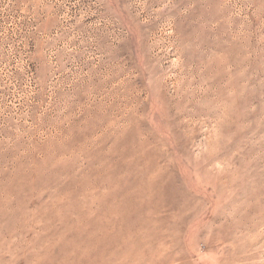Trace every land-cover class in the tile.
Returning <instances> with one entry per match:
<instances>
[{
	"label": "rangeland",
	"instance_id": "374dc122",
	"mask_svg": "<svg viewBox=\"0 0 264 264\" xmlns=\"http://www.w3.org/2000/svg\"><path fill=\"white\" fill-rule=\"evenodd\" d=\"M0 264H264V0H0Z\"/></svg>",
	"mask_w": 264,
	"mask_h": 264
},
{
	"label": "bare ground",
	"instance_id": "6f19581e",
	"mask_svg": "<svg viewBox=\"0 0 264 264\" xmlns=\"http://www.w3.org/2000/svg\"><path fill=\"white\" fill-rule=\"evenodd\" d=\"M141 196L144 197L143 194H142ZM148 196H149V195H148ZM142 197H141V198H142ZM122 199H123V198H122ZM124 199H125V198H124ZM138 199H140V198H138ZM132 200H133V199H132ZM126 201H127V199H126ZM141 201H142V200H141ZM141 201L138 202V203H139V204H140V203H143V201H142V202H141ZM144 201H145V200H144ZM131 203H132V201H131ZM131 203H126V202H125V205H124V207H122V208H126L125 210H127L128 207H131V206L133 205V204L131 205ZM136 203H137V202H136ZM136 206H138V205H136ZM140 206H141V205H140ZM131 208H132V207H131ZM125 210H124V211H125ZM129 211H130V210H129ZM142 212H143V211H142ZM131 215H132V214H131ZM131 217L134 218L133 216H131ZM138 218H139V217H138ZM121 219H123V218L121 217ZM117 220H118V219H117ZM119 220H120V219H119ZM119 220H118V221H119ZM115 221H116V220H115ZM118 221H117V222H118ZM120 221H121V220H120ZM120 221H119V223H120ZM124 221H125V219H124ZM124 221H123V222H124ZM116 224H117V223H116ZM121 224H123V223H121Z\"/></svg>",
	"mask_w": 264,
	"mask_h": 264
}]
</instances>
